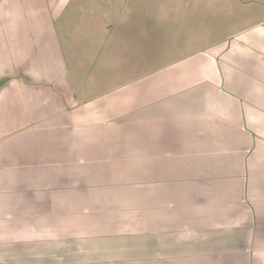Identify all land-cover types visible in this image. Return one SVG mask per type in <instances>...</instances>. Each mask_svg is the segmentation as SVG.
Wrapping results in <instances>:
<instances>
[{
  "label": "crops",
  "instance_id": "obj_1",
  "mask_svg": "<svg viewBox=\"0 0 264 264\" xmlns=\"http://www.w3.org/2000/svg\"><path fill=\"white\" fill-rule=\"evenodd\" d=\"M17 1L0 0V264H264V15L240 6L260 0H164L117 33L116 83L76 101L66 76L94 69L72 74L73 21L45 1L18 22Z\"/></svg>",
  "mask_w": 264,
  "mask_h": 264
},
{
  "label": "rangeland",
  "instance_id": "obj_2",
  "mask_svg": "<svg viewBox=\"0 0 264 264\" xmlns=\"http://www.w3.org/2000/svg\"><path fill=\"white\" fill-rule=\"evenodd\" d=\"M48 5V8L54 11H60L57 15L53 14L52 16H64V20L72 22V28H70L71 32L77 33V37L73 39L71 42L70 48L76 50V54L74 56H67V61L70 63L73 73V67L78 63V60L82 57L85 63L81 66L84 69H88L91 71V68L94 69L92 74L88 76V80L83 82V85H79V81L77 83L78 75H73L74 78L68 79V85L63 87V93L65 90L70 89L71 101H76L78 99H82L83 97H88L92 93L97 94L101 90L109 89L113 84L116 83L117 77L115 76L113 79V73L117 72L119 69V63L122 60L115 61V59L110 56L109 49L110 47L114 50H117V56L122 58L123 55H126L124 48L119 46L117 43L118 35L120 32L123 34L125 32H129V34L125 35L126 37L133 39L136 38L137 32L134 29L137 26V21L142 15V17H146L152 19L153 16L158 15L156 12V8L158 5L164 0H18L17 7L21 12V17H18V22L20 18L23 16L26 17L27 20L34 19L35 13L39 10L42 4ZM225 2V0H224ZM232 11L237 12L240 11V7H236L238 4L236 1L229 0ZM264 0H260V3H263ZM259 3V5H260ZM123 4L125 9L121 11L119 9L120 5ZM9 5V2L4 3V5L0 8L1 12H6V7ZM259 5H256L259 6ZM218 6L222 8V2L219 1ZM240 6H245L246 18L250 21L254 16V11H256V16L264 15V7L262 9H258L255 7V3L246 2L245 4L240 2ZM56 7V8H55ZM154 8V9H152ZM234 8V9H233ZM23 14V12H25ZM35 11V12H34ZM154 12V13H153ZM11 15L10 13L7 16ZM31 17V18H30ZM115 17H122L120 21L123 19L129 18L131 22L128 24L118 23L116 27L113 28L112 38H116L115 40H103L100 41V34L102 31L107 36L109 34L108 27L109 24L107 22L113 21ZM56 26L59 27L60 24L58 21L56 22ZM106 27L105 30L101 29ZM7 28V27H6ZM70 32V35L73 33ZM9 32L6 30L7 35ZM20 35V44L22 47L23 39L27 40L31 35L29 30L23 29L19 31L18 36ZM152 36V35H151ZM222 36L220 34L219 38ZM109 38V37H108ZM10 44L9 40H4V46ZM1 47V46H0ZM99 48H102L99 50ZM82 49V50H81ZM96 49L98 52L95 53L93 51ZM105 63V65L101 66V63ZM47 60H44L39 66L42 69H46L48 66ZM101 70L103 71L102 73ZM79 73V72H76ZM71 74V72H70ZM70 77V76H69ZM124 78V77H123ZM0 85L5 83L4 79ZM4 87V86H3ZM6 90V88H5ZM69 91V93H70ZM54 93L55 92H51ZM54 97H58L57 93ZM64 104L49 105L48 108L52 111L55 109H59L63 107ZM45 111H42L43 113Z\"/></svg>",
  "mask_w": 264,
  "mask_h": 264
},
{
  "label": "trees",
  "instance_id": "obj_3",
  "mask_svg": "<svg viewBox=\"0 0 264 264\" xmlns=\"http://www.w3.org/2000/svg\"><path fill=\"white\" fill-rule=\"evenodd\" d=\"M3 81H0V84L2 83Z\"/></svg>",
  "mask_w": 264,
  "mask_h": 264
}]
</instances>
